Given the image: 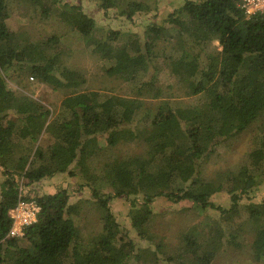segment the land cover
Instances as JSON below:
<instances>
[{"label":"trees","instance_id":"obj_1","mask_svg":"<svg viewBox=\"0 0 264 264\" xmlns=\"http://www.w3.org/2000/svg\"><path fill=\"white\" fill-rule=\"evenodd\" d=\"M27 1L34 13L73 26L109 76L132 72L131 87L126 95L91 91L86 100L59 106L37 100L27 91L30 77L73 88L86 83V77L62 62L60 34L36 40L12 30L8 21L16 0H0V166L5 176L0 264H160L161 255L178 264H214L225 244L241 245L250 235L257 261L264 264V200L248 212L241 204L264 183V13L247 15L240 0H182L162 22L137 24V14L161 15L159 0H89L103 19L122 17L142 29L123 30L100 25L81 1ZM166 72L178 90L162 86ZM185 90L190 97L182 96ZM251 129L248 165L214 178L199 174L215 146ZM129 140L143 142L144 155L126 152L113 163L99 161ZM81 170L83 186L95 198L98 236L82 235L69 193L60 189L26 194L41 206L38 221L23 239L7 238L9 211L23 181L29 186ZM220 192L230 195V207L211 201ZM114 196L129 199V226L150 246H139L118 221L109 205ZM158 197L189 201L203 216L181 230L173 246L154 230ZM206 209L220 216L203 213Z\"/></svg>","mask_w":264,"mask_h":264},{"label":"rangeland","instance_id":"obj_2","mask_svg":"<svg viewBox=\"0 0 264 264\" xmlns=\"http://www.w3.org/2000/svg\"><path fill=\"white\" fill-rule=\"evenodd\" d=\"M71 3H82L85 8L93 13L100 25L111 24L116 29L123 30H140L138 26H132L134 23L127 21L125 18L103 19V16L98 12L94 2L89 0H65ZM160 1V16H155L153 13L147 15L137 14L133 19L137 24L144 23V21L162 22L166 18L168 10L180 5L182 0H159ZM94 4V6H93ZM167 9L164 11V9ZM9 25L12 30L16 32L24 31L32 38L39 40L46 38L53 33H58L62 36L63 56L62 62L68 66L80 69L85 77L86 83L79 88H73L64 83H43L36 78L31 77L28 80V93L37 100L43 102L47 106H51L54 102L58 106L62 102H77V100L88 99L87 94L91 91H100L106 93H114L119 95H126L130 91L131 85L127 82L132 72L121 76H109L104 70L101 59L92 54L85 47L84 42L79 37L78 32L73 26L61 22L55 18L43 16L39 13H34L31 8V2L27 0H16V5L12 9V14L9 19ZM142 30V29H141ZM169 54L172 53L171 48ZM141 58H137L132 64H137ZM164 79L162 86L167 90L168 84L173 85V90H178L175 78L169 77V73L163 75ZM11 85L12 82H10ZM172 90V91H173ZM184 98L191 95L188 90L182 92ZM254 135V129L246 131L241 137L222 141L215 146L211 153L202 161L201 170L199 174L204 177L214 178L219 172L236 171L249 164V149L251 148V138ZM48 137L44 136L43 143ZM103 141V140H102ZM110 154H105L98 157L102 164L113 163L117 156L121 153H140L144 155V143L129 140L125 144H120L113 147ZM3 168V167H2ZM87 168V165L84 167ZM3 170V169H2ZM16 172V171H15ZM192 173V170L187 171V174ZM3 174V171H2ZM84 170L78 171L77 176H71L68 173L56 174L53 177L45 178L40 181L39 193H54L60 189H66L69 193V204L71 212L81 233L84 237L90 235H99L101 232L100 219L98 211L96 210L95 198L92 196L91 189L84 185ZM23 181V179H20ZM20 181V182H21ZM1 184V182H0ZM21 190L24 195L33 193L32 188L25 186V181L21 185ZM30 192H29V191ZM36 192V190H35ZM106 193L113 194L111 188L105 189ZM1 194V186H0ZM105 196V194H104ZM92 200V202H91ZM264 200V183L259 185L249 196H243L241 200L244 211L248 212L254 204ZM211 201L216 205L223 207H230V195L226 192L216 193L212 196ZM110 208L116 215L118 221L130 230V235L138 242L139 246H150L151 242L140 239L137 234L132 231L129 226V209L130 201L125 196L112 197L109 202ZM153 210L155 212L154 230L157 238H164L171 246L176 244L181 237V230H187L202 219V215L197 212L189 201L174 203L165 197H158L153 202ZM203 213L209 214L213 217H219L220 212L217 210L206 209ZM253 245V236H248L246 241L241 245L225 244L223 249L218 253L214 260V264H261L257 261V256ZM160 264H178L164 259L161 255Z\"/></svg>","mask_w":264,"mask_h":264},{"label":"built area","instance_id":"obj_3","mask_svg":"<svg viewBox=\"0 0 264 264\" xmlns=\"http://www.w3.org/2000/svg\"><path fill=\"white\" fill-rule=\"evenodd\" d=\"M240 6L245 10L247 15L256 12L264 13V0H240ZM33 80L34 77H31ZM41 206L36 198L26 199L20 189L19 200L17 204L9 211L12 220L11 228L7 238L23 239L28 227L38 221Z\"/></svg>","mask_w":264,"mask_h":264},{"label":"crops","instance_id":"obj_4","mask_svg":"<svg viewBox=\"0 0 264 264\" xmlns=\"http://www.w3.org/2000/svg\"><path fill=\"white\" fill-rule=\"evenodd\" d=\"M41 138L42 137H40V140H39V142L37 143V145H36V148L39 146V143H41L42 141H41ZM43 143V142H42ZM36 148L34 149V151L36 150ZM3 168L0 166V182L2 183L4 180H5V176H4V174H2V170ZM60 174V173H59ZM45 179V178H44ZM43 179V180H44ZM47 179V178H46ZM42 181V180H41ZM38 184H41V182H37V183H34V184H31V185H29V187L30 188H32V191H34L33 193H28V194H30V195H36V194H38L39 193V191H38V189H39V185ZM35 190H36V192H35ZM29 191V190H28ZM30 192V191H29ZM40 194V193H39Z\"/></svg>","mask_w":264,"mask_h":264}]
</instances>
